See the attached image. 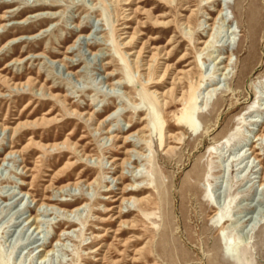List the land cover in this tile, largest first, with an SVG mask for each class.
I'll return each instance as SVG.
<instances>
[{"label": "rangeland", "instance_id": "rangeland-1", "mask_svg": "<svg viewBox=\"0 0 264 264\" xmlns=\"http://www.w3.org/2000/svg\"><path fill=\"white\" fill-rule=\"evenodd\" d=\"M0 122V264H264V0H0Z\"/></svg>", "mask_w": 264, "mask_h": 264}, {"label": "bare ground", "instance_id": "bare-ground-1", "mask_svg": "<svg viewBox=\"0 0 264 264\" xmlns=\"http://www.w3.org/2000/svg\"><path fill=\"white\" fill-rule=\"evenodd\" d=\"M204 1H206V2H208V1H210V0H204ZM43 13H48V12H35V13H32V14H29V18L30 17H35V16H37V15H41V14H43ZM207 14H210V13H207ZM251 15V14H250ZM208 16V15H207ZM252 17L253 16H250V18L252 19ZM208 19H212V17L211 16H209L208 17ZM255 19V18H254ZM253 20V19H252ZM23 21H25V20H19L18 21V23H22ZM219 22L223 25L224 23H225V17H224V15H223V12H222V9H219L218 10V12H217V15L212 19V23H208V26H210V25H212V24H215V23H217V24H219ZM204 29V28H203ZM202 29V30H203ZM255 28H253V29H251V30H249V33H252L253 35H254V30ZM45 29H42L40 32H42V31H44ZM40 32H38V33H34V34H28V35H21V36H19V37H15L14 39H11V40H9L8 41V43L9 42H15V41H19V40H25V39H32V38H35L37 35H39L40 34ZM89 34L90 33H87V34H84V35H79L78 37H77V39L79 38V39H82V40H87L88 38H89ZM209 40L208 41H205V48H207L208 46H209ZM71 47V46H70ZM73 47V46H72ZM71 51L72 50H70L69 52L71 53ZM66 52H68V50L66 51ZM42 55V53H37V54H35L34 55V57H38V56H41ZM224 56V55H223ZM226 56H224L223 58H225ZM218 58V59H217ZM214 61H216L214 64H216L217 66H218V69L219 68H221V69H227L228 68V65H229V63H226V64H223V60H222V57L220 56V55H216V56H214ZM65 60H67V58H65ZM59 61V60H58ZM102 66V65H101ZM179 74H181V73H183V71H179L178 72ZM175 76V75H174ZM176 77V76H175ZM174 77V78H175ZM175 79H178L177 77L175 78ZM112 84H115V83H113L112 82ZM107 85V84H106ZM111 85V84H110ZM110 85H108L109 87H110V89H113ZM217 83H212V84H210V85H208L209 86V88H208V92H207V94L208 93H210L211 91H217V90H219L218 88H217ZM179 99L180 100H182L183 98H182V96H179ZM143 109H145V108H142V109H139L140 111H142ZM114 112H115V110H113L111 113H109V114H107V115H105L103 118H102V121L103 122H105V121H110L111 120V118H113V117H111V114H114ZM141 119H146V116H144V117H142ZM264 126V125H263ZM0 127H1V130L3 131V130H8V128H6L5 126H4V122H0ZM150 129V127H149V124L147 123V124H145L140 130H138V131H136L137 133H140L142 130H145V129ZM111 128H110V126L109 127H107V130H106V132H111V130H110ZM128 130V128L125 130V132L123 133V136H122V138H123V140H124V142L125 143H127V142H129V140H128V138L130 137V136H133L135 133L134 132H131V131H127ZM127 131V132H126ZM264 133V132H263ZM260 134V136H262L263 137V135L264 134ZM29 134V133H28ZM113 135H115V133L113 134ZM112 135V136H113ZM170 137H171V135H170ZM256 138V137H255ZM257 138H260V137H257ZM131 141V140H130ZM133 145H135V143L133 142ZM255 145H252L251 146V150L249 151L250 152V154L251 155H253V158L255 159L256 157H255V155H257V153H255ZM131 152H133V148L132 147H128L126 150H125V153L127 154V156L125 157V158H123L122 159V161L120 162V163H118V164H116L118 167H123V165L125 164V163H131V164H135V162L137 161V159L138 158H132L131 157V155H130V153ZM18 154L19 156H20V151H17V150H10V151H7L6 152V154L2 157V158H0V161H4V159L6 158V156H9V155H14V154ZM249 155V154H248ZM250 156V155H249ZM119 158H117V157H113V158H111V160H110V163H115L117 160H118ZM137 164H135V166H133V168L134 169H137ZM22 167V169L24 170V166H21ZM245 167V166H244ZM243 167V168H244ZM25 172V171H24ZM127 176L125 175V174H123V172H120L119 174H117V175H115L114 177H112V180H114V181H121V180H124L125 178H126ZM130 178H131V175L129 176ZM255 177H257L258 178V180H257V182H258V185L259 186H264V172H263V175L261 176V174L259 175V176H255ZM136 181V178H134L133 179V181L132 182H129L127 185L129 186V188L128 189H126V187H123V188H121V190L118 192L119 193V196H118V198L117 199H120V204H119V206L120 205H122V204H125V203H127V202H130V200L133 202V201H136L137 203H140V201H141V198L142 197H139V196H136V195H134V194H132V193H128L127 191H138L139 190V188L140 187H138L137 185H134V182ZM26 184V182H25V180H22L21 182H19V188H20V194H22V195H24L25 194V192H24V189H23V185H25ZM75 184H71V185H67L66 187H68V188H70L71 186H74ZM87 187L89 186V183L86 185ZM25 187V186H24ZM66 187H62L61 189H58L57 191H59V193H61L63 190H66ZM26 188V187H25ZM116 189H118V188H116ZM105 190H109L108 188H106ZM128 193V194H127ZM27 194V193H26ZM136 194V193H135ZM20 199V198H19ZM61 200H58V199H56V198H52L51 196H46V197H43L42 198V201L41 202H39V205H38V207H41V206H44L46 209H47V207L49 208V209H53L54 207H53V204H59V205H61V206H63L64 204H61V202H59V201H62V200H66V199H62V198H60ZM116 199V197L114 198V200ZM53 201H58V202H56V203H53ZM36 203H38V200H36ZM35 203V204H36ZM114 207L115 206H111V207H106L105 208V211H111L112 212V221H114V220H118V224H117V226L118 227H124L125 225H127V227H128V229H131L132 228V220H128V219H126V218H123V213L121 212V210H119V211H117L116 213L115 212H113V209H114ZM81 208V204H77V205H75V206H73V209L72 210H67L66 212H78L79 211V209ZM116 209V208H115ZM61 212H63V210H61ZM126 212H129V210H127ZM29 218H31V221H29L32 225H34V229H37L38 228V219L36 218V216L35 215H32V216H30V214H29ZM28 220V219H27ZM65 230H68V229H64V230H62L61 231V234H58V236H57V238L55 239V244L54 245H50V247H48L47 249L45 248V247H43V246H45V242H42L40 245H38L39 247H37V250H38V253L40 252V251H44L45 253L44 254H42V255H40V258L41 259H43V258H45L46 256H47V253H51L52 251H53V249H54V247L55 246H57V244L59 243V240H61V236H64L63 237V239L65 238V237H67L68 236V233L67 232H65ZM119 230V229H118ZM121 230V229H120ZM121 231H118V232H115V233H120ZM232 239V240H231ZM231 239H229L230 241H227L226 240V244H227V246H228V248H231V249H234V248H240L239 247V245H237V243H236V239L235 238H232L231 237ZM129 241H135L134 239H129L127 242H129ZM123 244H125V243H123ZM46 249V250H45ZM91 251L89 252V253H92V251H94V250H97V247H95L94 249H90Z\"/></svg>", "mask_w": 264, "mask_h": 264}]
</instances>
